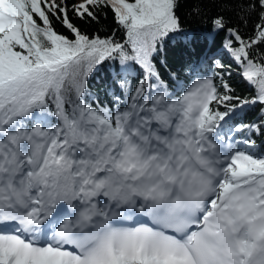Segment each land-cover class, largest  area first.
<instances>
[{
    "label": "snow or ice",
    "instance_id": "obj_1",
    "mask_svg": "<svg viewBox=\"0 0 264 264\" xmlns=\"http://www.w3.org/2000/svg\"><path fill=\"white\" fill-rule=\"evenodd\" d=\"M0 264H264V0H0Z\"/></svg>",
    "mask_w": 264,
    "mask_h": 264
},
{
    "label": "trees",
    "instance_id": "obj_2",
    "mask_svg": "<svg viewBox=\"0 0 264 264\" xmlns=\"http://www.w3.org/2000/svg\"><path fill=\"white\" fill-rule=\"evenodd\" d=\"M206 13L200 16L190 15L191 4L184 3L180 8V16L182 26L190 34H193L196 39L193 43V48L196 49L194 55L188 50L183 43L169 42L164 53L161 54L160 59L165 61V64L159 65V70L165 79L169 78V73L176 74L180 81H184L189 75V67L192 61L207 56L210 60H219L225 65L230 63V58L222 52L221 46L225 39V33L221 32L215 36L214 39L210 36L211 32V17L216 14L215 10L208 12L207 9L212 8L211 4H206ZM110 20V18H109ZM211 41V42H210ZM202 68L208 67V62L201 64ZM111 73L107 66L101 68L96 73L95 78L90 80L91 85H95L94 91L103 90L111 84ZM233 85L236 89V94L241 99L250 98L251 93L248 91L245 84L239 82L237 77H233ZM259 110L249 111L245 115V122L253 121L257 118ZM242 115H244L242 113ZM259 144V139L257 140Z\"/></svg>",
    "mask_w": 264,
    "mask_h": 264
}]
</instances>
